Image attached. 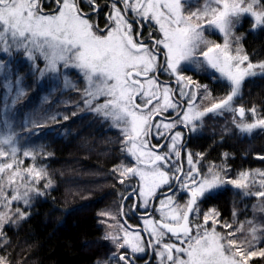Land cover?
<instances>
[{
	"label": "snow or ice",
	"instance_id": "1",
	"mask_svg": "<svg viewBox=\"0 0 264 264\" xmlns=\"http://www.w3.org/2000/svg\"><path fill=\"white\" fill-rule=\"evenodd\" d=\"M85 2L91 11H99L97 0ZM109 2L111 10L101 26L92 22L91 16L80 6V0H49L48 12L44 11L43 0H0V53L23 51L26 60L31 62L29 66L33 74L38 72L41 78L51 74L49 79L52 81H58L63 74L65 87L70 85L67 70H77L86 82L82 89L84 104L89 110L111 118L115 126L122 129L121 151L135 160L133 166L113 168L120 177L119 183L138 178L139 184L131 194L138 193L137 200L143 199L142 206L146 210L149 198H156L158 191L167 186L161 193L160 208L157 209L160 218L144 221L148 241L144 242L139 233L121 225L122 236L111 232L105 236L115 245L116 251L98 264H132L128 252L121 250L129 249L135 254L145 252L146 247L153 249L154 255L159 257V264H249L254 257H264V249L257 247L264 238V225L257 226L249 221V237L240 240L236 236L237 232L244 231L243 225L227 235L216 231L219 213L215 209L203 213V224L195 223L191 218L200 214L198 202L225 183L238 189H250L256 183L254 177L259 175L260 190L245 191L244 194L264 198V171L258 174L242 172L238 179H227L220 167L212 166L207 173L202 172L197 166L199 161L194 160L191 152L187 157V169L172 159L173 154L180 158L177 143L183 139L182 133L173 132V129L182 124L190 132H195V122L206 113L217 110L233 112L240 117L238 121L234 118L233 123L241 133L250 134L253 129L264 128V118L258 115L255 107L247 110L254 118L251 122L245 119L244 107H233L245 77L256 75V69L264 73V62L254 64L242 54L238 46L240 37H235L237 47L235 52L232 50L233 30L242 17H251L254 28L264 26V0H205L204 7L195 10L191 9L190 0ZM145 24L156 25L147 37L144 36ZM205 26L223 34L224 43L208 40ZM157 30L159 36L154 34ZM161 55L163 64L159 59ZM192 64L200 68L206 65L219 73L214 80L226 82L225 95L203 110L196 108L198 90L204 89L203 99L210 97L211 90L200 84L195 85V91L192 90L191 77L182 74L185 66ZM3 68L0 57V69ZM161 71L176 78L177 89L159 82ZM16 83H20L19 78ZM175 93H179V101L174 99ZM183 102H187V109L181 111ZM3 105L2 114L7 117V97ZM169 109L175 110V119L155 121L156 116H162ZM161 125L166 132L160 131ZM8 127L5 118L0 123V208L8 211H0V234L4 225L12 221L13 202L22 200L27 205L32 192L42 194L34 185L46 176V171L35 165L26 170L19 168L23 161L17 159L16 134ZM153 128L157 139L167 135L170 144L150 145ZM163 147L168 151H152V148ZM23 155L35 160L34 152L24 151ZM197 155L202 158V154ZM5 175L9 187L17 178L21 182L19 187L12 188L10 196L5 192ZM173 182L178 189L173 187ZM50 186L49 180L45 187ZM177 192L187 194L186 203H178L184 197L178 196ZM122 199L128 197L122 196ZM140 206L139 203L136 205ZM17 213L20 218L24 217L18 209ZM102 215L111 216V213ZM210 220L211 229L207 227ZM223 227L231 228L232 225L224 224ZM0 264H7L6 258L0 257Z\"/></svg>",
	"mask_w": 264,
	"mask_h": 264
},
{
	"label": "trees",
	"instance_id": "2",
	"mask_svg": "<svg viewBox=\"0 0 264 264\" xmlns=\"http://www.w3.org/2000/svg\"><path fill=\"white\" fill-rule=\"evenodd\" d=\"M245 30L240 44L242 54L254 64L264 62V27ZM21 56L20 52L12 53L9 76L12 82L21 78L19 86L23 92L13 94V89L12 98L8 95L7 117L2 114L5 89L1 83L6 77L0 72V123L6 118L15 131L17 159L23 161L19 168L26 170L35 165L43 168L46 176L34 185L42 194L34 197L36 192H32L27 205L24 202L11 205L12 221L4 225L0 234V257L6 258L7 264H98L116 251L115 245L105 236L110 232L119 233L121 225L128 229L123 215L131 214L132 205L133 214H137L134 212L137 193L131 194L138 185L137 180L131 178L121 184L118 173L113 172L114 167L133 165L127 152L121 151L124 136L96 125L91 119L85 122L88 114L68 118L70 109H74L66 103L54 105L55 96L41 105L42 96L49 95L48 88L37 82V75L29 66L31 63H25ZM40 65H43L41 60ZM258 76L247 84L241 96L244 107H255L264 117V74ZM193 77L204 85L199 74ZM74 95L73 92L69 99ZM36 106H41L40 115L44 117L36 123L23 125L25 116ZM56 113L63 116L52 120ZM190 146L193 155L202 154L199 158L207 169L220 167L227 179L233 176L237 179L246 171H264V159L259 158L264 157V133L252 137L226 136L223 132L204 134L195 142L193 139ZM24 151L34 152L35 160L26 158ZM5 160L11 162L8 158ZM49 180L51 186L45 187ZM16 183L11 187H18ZM4 185L10 196L7 175ZM223 185L212 198L202 202V210L215 209L219 213L217 224L227 235L234 229L223 225L237 224L239 228L242 223L251 221L250 218L257 219L254 204L260 200L263 203V199L244 194V190L258 191L259 187L254 184L250 189ZM122 196L128 199L123 200ZM17 209L24 213L23 218ZM0 211L8 209L0 208ZM102 213H111V216ZM200 214L201 217L194 219L195 223H203ZM258 248L264 249V240ZM249 264H264V257H254Z\"/></svg>",
	"mask_w": 264,
	"mask_h": 264
},
{
	"label": "rangeland",
	"instance_id": "3",
	"mask_svg": "<svg viewBox=\"0 0 264 264\" xmlns=\"http://www.w3.org/2000/svg\"><path fill=\"white\" fill-rule=\"evenodd\" d=\"M190 4H191V9L192 10H195L196 8H203L204 5H205V0H190ZM146 25L149 26V29L156 28V25H154V24H151V25L145 24V26ZM247 27H249L253 31H256L259 28H262L264 26H260V27L254 28L253 27V21H252L251 17H247V16L242 17L240 23L233 30V40H234L233 49H232L233 52H235V49L237 47V42H235V37H240V40L238 41V46L241 49L240 44H241L242 39H243V37H244V35L246 33L245 29H247ZM154 34L157 35V36L160 35L158 30ZM205 36H206V38L208 40H211V41H213L215 43H220V44L224 43V39L225 38H224L223 34L219 33L218 30L212 29V28L207 27V26H205ZM13 52H20L22 54L21 57H23L24 62L25 63H31V62L26 60V57H25L23 51L13 50L12 53ZM12 53L11 54L0 53V57H2V62L4 64V68L0 69V72L1 73L4 72V74H2V75H4V78L6 77V79H2L4 83L1 82L2 86L5 89L4 97H8V95H10L11 98H12V96H11L10 93L13 91V89H14L13 94H16V93L20 92V95H21V93L23 92L21 86H19V84L16 83L17 78H16V80H14V82H12V80H11V78L9 76V74L11 72L10 71V67L12 66L11 63H10V60L12 58ZM3 57H5V59ZM41 63L43 64V60L42 59H41ZM246 63L247 62H245V64ZM41 67H43V65ZM2 70H4V71H2ZM256 72H257V74L254 75V76L245 77V79L243 81V84H242L240 95L238 97H236L234 99V101H233V107L234 108L241 107V106L244 107L245 104H244L243 97L241 96V93L242 94L245 93V90H246L245 87H248L247 84H249L251 81H253L258 75L260 76V75L264 74V73H261L259 69H256ZM35 74L37 75V79H36L37 82L39 84H42V83L46 84V87L48 88V93H49L48 96H42V99H44V101L41 103V105L44 104L46 102V100H49L51 98V96H55L54 105L55 104H64V103H66V105L68 107L70 106V108L74 109L73 111L70 109L68 118H73L76 115L88 114L89 116H87V118L84 119L85 122H87L88 120L91 119L92 122H94L96 125H98V126L102 125V127L106 128L107 130L115 132L117 134H120V135L124 136L123 132H122V129L120 127L115 126V123H114V121L111 118H105L102 114H97L96 112L89 110L87 108V106L84 104L85 96H84V93H83L82 89H84L86 87V82L83 80L82 76H80L77 73V70H75V69H68L67 70V79L70 81V85L68 87L64 86L65 76L63 74L60 76V79L58 81L50 80L49 76L51 74H46L43 78L40 77V74L38 72L35 73ZM163 74L166 75L165 79H167V80L170 79V80H173V81L176 82V78L174 76H169L167 74V72L161 71V75H163ZM182 74L185 75V76L191 77V80L193 81V83L191 85V88L195 87L196 84L202 85L199 80H197V79H195L193 77L194 74L195 75L199 74V76H201V78L204 80V85H207L208 88L211 90L210 97L208 99H203L202 98L203 94H204V89L203 88L198 90V100L196 102V108H198L200 110H203L205 107L211 106V104L213 102H215L217 99H219V98H221V97H223L225 95V92H226L227 89L225 88L224 85H225L226 82H223V81H220V80H214L213 77H219V73L215 72V70H213V69L207 68L206 65H205L204 68H200V67H198L195 64H192V65H189V66H185V71H183ZM20 81H21V78H20ZM185 83H187V82H185ZM9 85H11V87H9ZM57 85H58V87H57ZM219 85L222 86L221 89L219 88ZM177 88H178V85H177L176 89ZM73 92L75 93V95L72 97V99H69L70 96H72ZM176 94L179 95V93H176ZM99 102L100 101H95L94 103H99ZM40 107L41 106H36L34 110L29 112L30 113L29 116H25V118L23 120V125L32 124L34 122L36 123V121H38L39 119H42L44 117V115H40L41 114L40 113L41 112L40 111ZM244 108L246 110L245 119L248 120L249 122H251L254 118L252 117L251 112L247 111V110L251 109V107H249V108L244 107ZM186 109H187V107L185 108V110ZM167 112L175 113V110L169 109ZM167 112H165V113H167ZM217 112H220L221 114H217ZM217 112L206 113L200 120L196 121L195 122L197 124L196 131L195 132H190L189 129H188V131L190 132L191 136L199 135V136L202 137L204 134H207V135L211 134L212 135V134H217V133L223 132L224 135H226V136H236L237 135L239 137H244V136L245 137H247V136L248 137H252V136L264 133V128L253 129V131L250 134L249 133H241L240 130L233 123V119L234 118L237 121L239 120V119H237L236 115L233 112H230V111L221 112V110H217ZM257 113H258V109H257ZM61 116H63V114L56 113V114H54V116H52L53 117L52 120L53 119L56 120L57 117H61ZM259 116L261 118H264L261 115H259ZM155 121H162V120L156 119ZM21 123H20V125H21ZM80 123H82V122H80ZM9 128H10L9 131L13 130V127L10 124H9ZM160 130L161 131L163 130V131L166 132V130L163 128L162 125H161ZM154 132H156L155 128L152 129V133L153 134H155ZM181 142H182V140L177 143V148L178 149H179V147L181 145ZM169 144H170V142H169ZM167 151H168V148L166 147L165 150L162 153L167 152ZM129 157L133 161V165H135V160L131 156H129ZM2 159H7V158H2ZM172 159L175 161V163L177 162V158H176V156L174 154H173ZM200 170L202 172H204V173H207V171L209 169H207L205 166H203V167H200ZM246 173L258 174L259 171L258 172L246 171ZM235 177L233 176V178L230 177L229 179H234ZM259 178H260L259 175H256L254 177V179L256 180V183L254 184V187H256V188L259 187V190H260ZM134 179H136L137 183L139 184L138 178L134 177ZM16 182H17L16 183L17 186L19 187L20 183H21L20 180L16 181ZM250 182H251V178H250ZM225 185L234 187L233 185L228 184V183H225ZM223 186L224 185H222L218 189L223 188ZM166 188H167V186H165L164 189H166ZM164 189H160L159 191L164 190ZM218 189H216V190H218ZM21 191H23V190H21ZM244 192H245V190H244ZM10 194H12V187H11ZM137 195H138V193H137ZM33 196L36 197L37 194L35 193ZM151 199L152 198H149V200H148V206H149L148 213L150 212L152 214L153 208H152V203H150ZM260 199H263V203H261L262 201L260 200L259 203H257L258 202L257 201L256 204H254L255 207H256V211H257V219L253 220L254 217L250 218L251 221H253L254 224L257 225V226H260V225L264 224V211L261 210V209H264V198H260ZM136 201L141 205L140 207H137V208L140 209L141 211L145 210V208L142 206L143 205V199H141L140 201H138V200H136ZM15 202L16 203H23L22 200L21 201H15ZM149 203H150V205H149ZM183 203H185V202H183ZM183 203H180V204H183ZM203 205H204V203L199 204V210H200V213H202V217H203V213H206V212L210 211L208 209L202 210L203 209ZM159 208H160V199L158 201H156V203L154 205V213H155V215L157 216L158 219L160 218V212L157 210ZM148 213H146V215ZM149 216H144V218L139 219V224L141 225V228L146 232L148 238H149V234L146 231V225H145L144 221L146 219H152ZM198 216L201 217V214H199ZM194 217L197 218V216H194ZM193 220H194V218H193ZM202 220H203V218H202ZM217 220L219 221L218 217H217ZM242 224L244 226V231L237 232V236H236V238L240 239V240H243V239L249 237V231H248L249 229L246 230L248 226L250 227L249 223H242ZM212 226H213L212 225V221L210 220L209 224L207 225V227L209 229H211ZM237 226L238 225L236 224V226H232L231 228L236 230V229H239L241 227V225H239L240 226L239 228H237ZM147 227L150 228L151 225H149ZM220 227L221 226H219V224H217V223L215 224L216 231L226 235V232L224 231V229L223 228L220 229ZM141 228L139 227V228H136V229L137 230H141ZM130 229H131L130 230L131 232L138 233V232H135V230L133 228H130ZM226 231H227V229H226ZM118 234L122 236L123 232L120 231ZM239 235L242 238L239 237ZM106 240H108V239H106ZM142 240H143V238H142ZM263 240H264V238H262V241ZM261 245H262V242L259 243L257 245V247H259ZM127 250L129 251L130 254H132L129 249H127ZM146 250H147V248H146ZM145 252H143V253H145ZM143 253H135V255H141ZM155 264H159V257H157V256H156Z\"/></svg>",
	"mask_w": 264,
	"mask_h": 264
},
{
	"label": "flooded vegetation",
	"instance_id": "4",
	"mask_svg": "<svg viewBox=\"0 0 264 264\" xmlns=\"http://www.w3.org/2000/svg\"><path fill=\"white\" fill-rule=\"evenodd\" d=\"M43 3H44V11L45 12L50 11V9L48 7L49 0H43ZM97 4L99 5V11L98 12H94V11L90 10V8H89L88 4L85 2V0H80V6L82 7V9L86 13H88L91 16L92 22L93 23H97L98 22L101 26H103L104 22H105V19H106V14H107V12H109L111 10V5H110L109 0H97ZM137 27H139V26H137ZM150 30L151 29H149L148 25L144 26V36L145 37H147L148 32ZM149 43H151V41H149ZM159 59H160L161 64H163V61H164L163 55H161ZM154 75H156V73H154ZM165 78H166V75H164V74L161 75V72H159V74H158L159 82L161 84H165V83L170 84L172 89H176V87H177L176 82L173 81V80H170V79L167 80ZM192 90L195 91L196 88L192 87ZM186 91H187V89H186ZM174 96H175V99H177L179 101V95H177L175 93ZM185 106H187V102H183L181 104L182 111H184ZM237 108H239V107H237ZM161 117L162 118L155 117V120L159 119V120H162L164 122H168L169 120L176 118V112L175 113L167 112V113H164ZM175 131H180L183 134V139H182L181 145L179 147L180 158L177 159L176 164L177 165H181L182 164L183 167L185 169H187V167H188L187 157H188V153L190 152L189 148L191 147L190 145L192 143V140L194 139V142H195L196 140H199L201 136L195 135V136L191 137V134L188 131V129L185 128L182 124L177 125V127L173 129V132H175ZM162 132H165V131L162 130ZM169 142H170V140H169L167 135H165L164 137H161L160 139H157L156 135L152 133L151 136H150V139H149V144L150 145L169 144ZM165 148L166 147H163V148H160V149L152 148V151H159V152L162 153L165 150ZM193 158H194V160H198L199 161V163L197 165L199 168L204 166L202 164V162L200 161L199 156L193 155ZM177 175H179V173H177ZM173 187L178 189L179 186L175 182H173ZM225 188H230V187L228 185H225ZM166 189L158 191V195L157 196H159V197H157L154 201H152L153 198L150 200V203H152L153 212H152V214L149 217H151L153 220L154 219H158L157 216L154 213V205H155L156 201H158L159 199L162 198L161 193H163ZM214 194H216V190L211 195H206V197L201 199L198 203L201 204L207 198H209V199L212 198L214 196ZM177 195L178 196L183 195V197H184L183 199H179L178 200L179 203H183V202L186 203V199H187V194L186 193L180 194L179 192H177ZM150 203H149V205H150ZM132 209H133V205L131 207V214L130 215L129 214L123 215V221L127 225L128 230H130V228H133L135 230V232H138L142 236L143 241L147 242L149 238H148L146 232L141 228V225L139 224V219L144 218L146 213H148L149 206H148L147 210L145 209V210H142V211L140 209H138L137 207H135L134 212L137 213V214H133V212H132L133 210ZM191 218L195 219L194 216L191 217ZM193 221H195V220H193ZM139 227L141 228V230H137L136 229V228H139ZM172 239H174V238H172ZM126 252H128L129 256L131 257L132 264H155V262H156V256L154 255L153 249H151V248H147L146 252L141 254V255L130 254L129 251H126Z\"/></svg>",
	"mask_w": 264,
	"mask_h": 264
},
{
	"label": "water",
	"instance_id": "5",
	"mask_svg": "<svg viewBox=\"0 0 264 264\" xmlns=\"http://www.w3.org/2000/svg\"><path fill=\"white\" fill-rule=\"evenodd\" d=\"M156 117H159V118H162L161 116H156ZM236 117L238 118V119H240V117L238 116V115H236ZM157 197H159V196H157ZM156 197V198H157ZM156 198H153L152 199V201H154ZM134 206H136V201H135V203H134ZM151 209V208H150ZM151 213L149 212L147 215H145V216H149ZM155 220H158V219H155ZM171 234H169V236H170Z\"/></svg>",
	"mask_w": 264,
	"mask_h": 264
}]
</instances>
